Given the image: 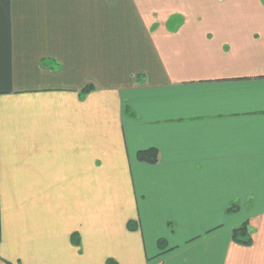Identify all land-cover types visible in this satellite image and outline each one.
<instances>
[{
  "label": "crops",
  "instance_id": "1",
  "mask_svg": "<svg viewBox=\"0 0 264 264\" xmlns=\"http://www.w3.org/2000/svg\"><path fill=\"white\" fill-rule=\"evenodd\" d=\"M110 260L264 264V0H0V264Z\"/></svg>",
  "mask_w": 264,
  "mask_h": 264
},
{
  "label": "trees",
  "instance_id": "2",
  "mask_svg": "<svg viewBox=\"0 0 264 264\" xmlns=\"http://www.w3.org/2000/svg\"><path fill=\"white\" fill-rule=\"evenodd\" d=\"M89 90H90V87H85L83 89V92L87 93ZM136 157L139 161H144V162H148V163H155L157 161V158H158V151L154 147H149V148L137 151ZM232 210H236V206L229 207L227 209V212H230ZM134 226L135 225L132 222H130L128 224L129 229H133ZM231 238L234 242H237L239 244H245V245L250 244L251 236H250V232H249L248 222H244L241 225L233 228L232 232H231ZM163 242H164L163 240H159L158 243L161 246V244ZM107 264H115V262L110 260L107 262Z\"/></svg>",
  "mask_w": 264,
  "mask_h": 264
}]
</instances>
